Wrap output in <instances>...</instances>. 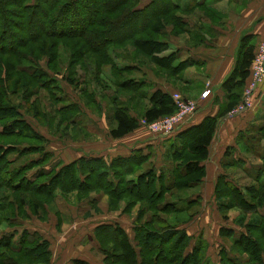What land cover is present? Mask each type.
Segmentation results:
<instances>
[{"label": "trees", "instance_id": "obj_1", "mask_svg": "<svg viewBox=\"0 0 264 264\" xmlns=\"http://www.w3.org/2000/svg\"><path fill=\"white\" fill-rule=\"evenodd\" d=\"M199 5L204 4L200 2L194 6ZM188 9L191 8L183 9L174 0H148L145 4H141V0H0V140L22 139L13 143L0 141V165L10 164V151L26 154L30 153V148L36 147L35 150L43 156L28 164L9 167L10 172L8 168L3 170L8 174L4 175L0 184L9 183L15 190L8 209L13 210L15 205L14 208H27L32 215L40 217V211L47 207L45 205L54 204L57 192L76 191L81 201L90 199L93 192H105L110 206L117 208L119 202H125V213L130 206L139 203L141 209L136 218L139 221L147 211L153 214L150 220L134 228L139 250L135 249L133 241L121 226L107 223L96 226L95 239L108 254L114 251L115 260H111L112 263L158 264L155 255L159 254L161 264H208L204 240L187 251L192 237L183 224L190 222L195 213L173 226L167 225L160 213H164L167 206H172L171 203H164L166 193L172 196L173 190L181 191L202 184L206 175L203 162L209 155L208 147L220 119L241 100L249 79L256 48L251 39L243 40L239 46L234 69L222 83L226 100L218 115L206 117L198 125L181 126L168 136L173 138L165 146L168 164L164 168L155 166L152 161L154 153L146 146L109 160L101 155L80 156L70 162H59L57 172L53 173V169L45 172L41 167L46 166L53 154L46 150V142L39 145L23 142L41 140V135L19 111L20 104L10 100L21 98L29 102L30 98H38L36 95L40 89H45L50 95L48 85L53 81L51 74L74 85L76 80L71 75L76 73L77 65L85 71L90 68L97 70L111 62L110 51L124 48L130 41L158 68L167 71L168 76L178 73L186 62L174 63L177 59L175 52L162 55L170 44L160 37L166 25L177 24L175 12H186ZM64 54L69 60V76L61 72L66 61ZM119 68V71H124L128 67ZM131 83L134 82L130 79L129 85ZM131 87L129 91H135L137 96L148 100L149 105L141 116L145 122H153L175 111L172 95L162 88L139 92L141 84L134 83ZM86 95L89 97L87 100H95L93 93ZM26 110L36 119L45 117L34 103L29 104ZM80 111L81 106L78 105L74 112L79 115ZM72 117L75 116L70 119ZM112 118L114 125L109 129L112 138H121L140 126L139 117L131 115L127 105L117 104ZM24 143L26 147H23ZM41 160L44 163H39ZM146 163L149 165L146 166ZM34 166L38 168L33 173H25L28 167L32 169ZM261 175L259 171L257 184L243 187L223 175L217 177L214 198L218 212L225 219L231 209L243 215L239 221L240 232L225 227L220 229V236L230 240V251L222 249L219 253L220 264H241L235 258L240 252L248 255L249 263L264 264V180ZM188 198L184 205L175 203L173 212H183L201 202L199 196ZM252 213L259 218L244 223V216ZM13 215L20 218L17 210ZM13 215L10 217L14 224L10 223L9 227L20 224L15 223ZM16 229L0 234V264H49L51 252L48 240L28 229H24L16 240ZM233 233L237 235L233 236ZM109 245L112 250L108 251ZM75 263L84 264L78 260Z\"/></svg>", "mask_w": 264, "mask_h": 264}, {"label": "rangeland", "instance_id": "obj_2", "mask_svg": "<svg viewBox=\"0 0 264 264\" xmlns=\"http://www.w3.org/2000/svg\"><path fill=\"white\" fill-rule=\"evenodd\" d=\"M147 1L148 0H141V4H145ZM174 1L177 2V4L183 9L191 8L186 12L176 11L175 14H177L178 17V25H166L162 30L163 35L160 37L162 41L168 42L170 44L169 49L161 53L162 55H167L171 52H175L177 61L175 60L174 63L186 62V66H182L184 68H180L178 70V73L172 74V76H168L167 71L158 68V66L152 62L148 55H146L143 51H140V49L136 48L130 41L127 42L124 48L122 47L121 49L110 51L109 58L111 62L104 64L97 70L90 68L85 71L79 68V65H77V67H75L77 68L76 73L74 75H71L72 77H74V80H76L74 85H70L60 76L56 77L51 74L53 81L48 85V88L50 89L49 93L51 96L45 89H40V91L36 95L38 98H30L29 102L21 98H10L12 103L16 105L20 104L19 111H21L22 115L26 117L28 122L31 123L35 131L41 135V140L23 142L36 145L41 144V142H46V150L52 152L53 154L50 159H48V163L46 164V166L40 165L45 172H49L52 169L53 173L57 172L60 168L59 162H69L67 160L72 159L73 157L75 158L77 155L91 152V150L98 151L106 147H110L111 149H113L117 147L119 143L126 144L129 137L133 139L144 135L145 137H149V139H151L150 141L160 140L161 143H166L165 145H167L173 138V136L168 137L157 135V123L149 124L144 122L141 116L144 112V109H146V107L149 105L148 100L140 98L136 95V93H134L135 91H129L128 89L132 88L131 85L134 86V83H139L142 85L141 89H139V92H150L155 87L165 88V90H167L168 88L169 91H172L170 92V94L173 98L199 101L200 98L197 95V90L191 88L190 85H186L185 83L187 79V73L190 72V66L196 64L197 61L192 56L186 57L187 54L183 51V49H185L186 45L191 47V49H201L202 47H204L205 41L203 39V34L205 35L204 38L213 40L214 37L212 35H217L218 32L211 31L209 33L206 27L207 25L205 20L206 18L214 20L216 17L213 15L214 13L212 12V10L207 6H194L201 1L183 4L181 0ZM250 3V0H225L221 3L220 9L228 10V12L229 10L230 12L240 11V13L244 11L242 13V16L245 17L246 12L252 13V11L249 9ZM215 20H218V18H216ZM172 23L174 22L172 21ZM233 24L235 23H230L232 28ZM244 25L245 24H243V26ZM243 26H241V23L238 22L234 27H237L235 28V30L238 32ZM225 29L228 28L226 27L224 28V30ZM232 31H234V28L232 29ZM257 43L258 42H256L255 45ZM63 57L66 61L63 63L64 65L61 72L66 73L69 76V60H67V56L65 57V54L63 55ZM112 64L114 66L113 68ZM124 65H127L128 68L124 71H119L118 68L120 67L119 69H122ZM130 79L132 80V82H134L131 83V85H129ZM122 81L124 87L120 86L122 85ZM84 89H86L88 92ZM170 89L175 90L173 91ZM85 92L89 94L90 92L93 93L95 100H87V98L89 97ZM31 103H34V106L40 107L41 112L45 115V117H42V119H36L32 116V113H27L26 109ZM77 104L81 106L82 111H80L81 113L79 115L74 112L75 109L77 110ZM117 104L127 105L130 108V112H133V115L138 116L140 120V126L123 140H114L110 136H107L108 130L114 125L112 114ZM84 112L86 113V117H83ZM71 116L75 117H72V119H70ZM160 127L162 126L160 125ZM1 140L3 142L13 143L16 141L18 142L22 139L6 138ZM26 143H24L23 147L27 146L25 145ZM35 148L36 147L30 148L32 150L30 151V153L26 154H18V152L15 151L9 152L8 158H11L10 164H6L4 166L0 165L1 184L3 183L4 175L8 174L4 173L5 171H3L6 168H8L7 171L10 172L9 167H18L21 163L28 164L31 162V160L43 158L42 153L37 152ZM149 148L154 153L152 161L153 163H155L159 157L157 156L156 150L154 149L153 145H147L148 150ZM166 150L167 147H165V151ZM108 158L111 159L109 156ZM162 160L163 161H161L160 168H164L168 164L167 155H165V153H162ZM43 161L44 160H41L39 163H42ZM145 165L148 166L149 164L146 163ZM30 167H28L27 172H25L28 175L33 173L36 168H38L37 166H34V168L30 169ZM254 183L257 184L256 182ZM1 184L0 234L17 227L15 234L13 231L11 232L14 235H17L16 238L14 236L16 240L20 236L19 234L24 231V229H28L31 231L30 226L32 225L33 227L35 226L34 224H36V226L41 225L45 227L47 232H50L52 238H55V240L58 241L57 244L54 245L57 246L61 241H64L65 238L79 237L83 239L84 237H89L91 232L94 234L93 238H95V224L108 221L111 222L110 224L112 226H114L115 224L121 226L122 224V226L127 230L131 241H133L135 249L139 250V248L136 247L137 242L134 239L136 234L134 228L135 226L141 225V223H144L145 221H148L153 217L152 212L147 211L141 221L137 220L136 218L138 212L141 209V205H139V203H136L134 206H130V209H128V213H125L126 211L123 210L125 206L124 201L119 202L117 208H114L115 206L113 205L110 206L109 197L105 192H100V194H98L102 197L100 200H98L97 196L95 195V200L90 202L88 200V203H85L83 201V203L78 198L76 191L66 192L65 194L57 192L54 204L51 206L45 205L47 207L45 208V210L40 211V217H36L32 215L27 208H20L18 206L17 208H14L15 205H13V210L8 209L10 207V200L13 199L12 195H15V190L14 187H11L9 183H7V185ZM202 184H198L191 188H185L181 191L173 190L171 192V194H173L172 196H170L169 193H166L164 195V203H171L172 206H167L166 211L164 213H160V216L166 219L165 222L167 223V225L170 224L169 226H173L175 224L184 222L185 219H187L192 213H195L194 218L191 219L190 222L183 224V227L186 228L187 233L192 237L187 251H190L192 247H194V244H196L197 242L202 243V240H204V243L207 244L206 262L208 264H220V251L222 249L230 251V240L227 238H222L220 236V229L222 227L232 229L231 222L234 223L237 227H241L239 221L240 219H242L243 215L240 214L238 210L231 209L228 211V217L226 219L223 218L220 212L219 214L217 213L215 209V206L217 204L214 203L211 198H200L201 202L199 201L198 204L193 205L191 208L183 212L174 213V208H172L177 202L178 203L176 205H184V201H187V199H189L188 197L191 194L195 192L198 193L201 190V187L203 186ZM5 185L6 187H4ZM16 210L18 213V217H20L18 219L17 215H13L16 214ZM21 210H23L22 214H20ZM261 211H263V209H261ZM11 215H13V218H15V223H20L19 225H15L13 227L8 226L10 223L14 224V222L11 220ZM21 215L23 216V218ZM254 218L259 217L253 213L246 214L243 221L245 223ZM22 219L26 221L25 226L22 222ZM117 221L119 223H117ZM21 222L23 225L21 224ZM237 230H239L237 232L241 231L240 229ZM236 235L237 234L233 233V236ZM95 240L97 241L99 248H92V246L90 247L88 245H81L76 241L77 247H75L77 249V253H81V255H89L91 258V262L96 264H119L116 261L112 263V261L115 260V255L113 254L114 251H111V253L108 254L101 247L99 241L97 239ZM104 242L107 243L106 241ZM102 246L105 247V244L102 243ZM107 248L108 251L112 250L110 245ZM0 250L2 249L0 248ZM50 252H52L51 249ZM53 253V256L51 253L50 257V261L51 258L53 260L51 261V264H63V262L66 261H68L66 264H72L69 261L71 252L66 248L65 245H63V247L58 245L54 249ZM158 256L159 254L155 255V259L157 260L158 264H161V260L158 258ZM235 258L241 264H252L249 263V257L247 254H245V252H240L239 255L235 256ZM79 262L89 264L83 261ZM74 264H76L75 261Z\"/></svg>", "mask_w": 264, "mask_h": 264}, {"label": "crops", "instance_id": "obj_3", "mask_svg": "<svg viewBox=\"0 0 264 264\" xmlns=\"http://www.w3.org/2000/svg\"><path fill=\"white\" fill-rule=\"evenodd\" d=\"M197 1H201L205 6L211 9L214 13L213 15L218 18V20H215L216 18L214 20L206 18L205 20L209 33L211 31H217L218 34L212 35L214 37L213 40L204 38L205 35L203 34L205 46L201 49H191L188 45L185 46V49L181 48L187 54L186 57L192 56L197 61L196 64L190 66V72L187 73L186 76V85H190L191 88L196 89L199 98L200 94L205 89H210V93L206 98L199 99L198 110L187 122L184 123L185 125H182L183 127L198 125L204 118L215 117L218 115L221 106L226 100L222 89V83L234 69L239 46L245 39H251L254 44L264 40V0H250L251 3L249 9L252 13L246 12L245 17L242 16L244 11L240 13V11L230 12L229 10L228 12V10H221L220 5L225 0H181L182 4ZM238 22L241 23V26H243V24L245 25L237 32L235 30L237 27L234 26ZM230 23H235L233 24L234 31H232L233 28ZM226 27L228 29L224 30ZM162 89L169 93L172 92L169 91L168 88L167 90H165V88ZM170 90L174 91L175 89ZM262 90H264V86L262 87ZM256 103L257 104L253 109L240 116H225L220 119L215 134L208 147L209 155L203 162L206 168V175L202 182L203 186L198 193L195 192L191 194L189 196L190 198L194 199L197 196L201 199L211 198L215 203L214 188L219 175L225 176L227 180L236 183L240 187L254 183L257 180L259 171H261V178L264 180V136L262 135V129L264 126V95L259 99L257 96ZM130 114L133 115V112H130ZM84 116L86 117L85 112L83 113V117ZM133 132L121 138H111L114 140H123ZM107 136H110L109 130ZM146 137L144 135L133 139L129 137L126 144L119 143L118 146L113 149L106 147L98 151L91 150V152L77 155L75 158L73 157L67 161L70 162L80 156L88 155H101L105 159H109L108 156L113 158L119 155H128L135 149L145 148L147 145H153L156 154L159 157L155 162V166L160 168L161 161H163L162 153H165L166 143L163 144L160 140L150 141L151 139ZM227 148H229L228 153L225 155ZM233 163L234 165H231ZM95 195L98 200L102 198L98 194L91 193L90 199H87L84 202L88 203V200L89 202L92 201L91 199L96 197ZM215 209L219 214L216 206ZM22 222L25 226L26 221L22 219ZM104 223L110 224L111 222L105 221ZM117 223L119 222L117 221ZM98 224L102 223L95 224L94 229ZM34 225L35 226L33 227L32 225L30 226L31 231L38 232L42 237L48 240L52 256L54 254V249L58 245L62 247L65 245L71 252L69 258L70 263L74 264V261L78 260L89 264H96L91 262L89 255H81V253H77L76 249V241L81 245L99 248L97 241L93 238L94 234L92 232L89 237H84L83 239L79 237L65 238L64 241H61L57 246H54L58 241L55 240V238H52L50 232H47L45 227L41 225ZM231 225L236 233L239 231L237 229H242L232 222ZM121 227L127 232L122 224ZM51 261H53L52 258ZM67 262L68 261L63 262V264H66Z\"/></svg>", "mask_w": 264, "mask_h": 264}, {"label": "built area", "instance_id": "obj_4", "mask_svg": "<svg viewBox=\"0 0 264 264\" xmlns=\"http://www.w3.org/2000/svg\"><path fill=\"white\" fill-rule=\"evenodd\" d=\"M264 40L256 44L254 58L250 66V76L243 89L241 100L227 113V117L240 116L256 106V99L264 95ZM263 91V92H262ZM210 93V89H205L200 99L206 98ZM260 94V96H259ZM176 111L172 114L160 117L153 122L157 123L156 134L159 136H169L185 122H187L196 112L199 101L183 100L173 98ZM145 122V121H144ZM160 125L162 127H160Z\"/></svg>", "mask_w": 264, "mask_h": 264}]
</instances>
